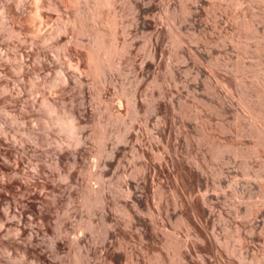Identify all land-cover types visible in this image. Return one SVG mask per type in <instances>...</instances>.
Listing matches in <instances>:
<instances>
[{"label":"rangeland","instance_id":"374dc122","mask_svg":"<svg viewBox=\"0 0 264 264\" xmlns=\"http://www.w3.org/2000/svg\"><path fill=\"white\" fill-rule=\"evenodd\" d=\"M33 7L27 0L0 30V136L10 132L2 149L26 144L22 166L49 172L33 179L40 190L48 175L46 196L13 205L47 260L0 225V264H264V0H113L103 16L116 14L126 49L109 64L53 47L30 53L45 24L70 15L41 7L39 19ZM68 112L80 142L56 123Z\"/></svg>","mask_w":264,"mask_h":264},{"label":"bare ground","instance_id":"6f19581e","mask_svg":"<svg viewBox=\"0 0 264 264\" xmlns=\"http://www.w3.org/2000/svg\"><path fill=\"white\" fill-rule=\"evenodd\" d=\"M27 0H2L0 4V30L8 24V20L11 15H19L24 10V6ZM83 2L86 5V13L82 14L78 11V9L73 12L70 11V6L73 3ZM34 5L33 12L36 18L42 19L41 7L50 8L56 10L57 12L66 11L70 13V15L66 16L67 21L64 24H56L54 26H48L45 24L46 28L44 30L38 31L37 35L31 38L30 44V53L34 54H45L47 47H53L55 51H59L63 49L67 52V54H86V58L89 61H103L107 64L111 61V56L118 52L124 51L126 49V44L119 43L117 38V26L118 20L116 14L113 11H110L108 14V18L104 19V14L102 12V7L111 6L113 4V0H32ZM41 3V4H40ZM84 6V5H83ZM114 6V5H113ZM32 7V6H31ZM76 7V6H75ZM78 7V6H77ZM114 8V7H113ZM73 9V8H72ZM108 9V8H107ZM80 10V9H79ZM106 10V9H105ZM104 10V11H105ZM110 10V9H109ZM117 11V10H116ZM85 12V11H84ZM109 12V11H108ZM118 12V11H117ZM46 13V12H45ZM66 13V14H67ZM107 13V12H106ZM49 14V13H48ZM124 14V13H123ZM54 17V16H53ZM125 17V16H124ZM55 18V17H54ZM57 19V18H56ZM34 20V18H33ZM66 20V18H65ZM31 21V20H29ZM35 22V21H34ZM43 22V21H42ZM38 23L44 25L43 23ZM25 23V22H24ZM32 23V22H31ZM36 24V23H35ZM37 24V25H38ZM52 24V23H51ZM109 25L112 27L111 35L112 39L108 41L106 38V32L104 30L103 25ZM125 25V24H124ZM38 27V26H37ZM36 27V28H37ZM40 27V26H39ZM108 28V27H107ZM120 29V27H118ZM37 30V29H36ZM39 30V29H38ZM109 30V29H108ZM129 30V29H128ZM119 31V30H118ZM37 32V31H36ZM109 32V31H108ZM129 32V31H128ZM119 33V32H118ZM122 33V30H121ZM1 34V33H0ZM110 34V32H109ZM120 34V33H119ZM11 35V34H10ZM9 35V36H10ZM89 35L90 41L85 43L83 41V36ZM26 38V37H24ZM85 39V38H84ZM123 40V39H122ZM86 41V40H85ZM180 41V40H179ZM80 48L82 52H80ZM48 49V48H47ZM48 52V51H47ZM46 52V53H47ZM1 54H10L8 51L2 52ZM24 54V53H21ZM46 56V55H45ZM85 57V55H84ZM73 58V57H72ZM115 58V57H114ZM1 59V58H0ZM82 62V61H81ZM78 63V62H77ZM90 63V62H89ZM93 63V62H92ZM10 64V63H9ZM45 64V63H44ZM101 64V63H100ZM6 65V64H5ZM73 66V65H72ZM86 66V65H85ZM87 67V66H86ZM98 68V67H97ZM95 69V67H94ZM78 70V69H77ZM92 70V69H90ZM96 70V69H95ZM41 71V70H40ZM98 71V70H97ZM69 73V72H68ZM99 73V72H97ZM94 74V73H93ZM24 75V74H23ZM67 75V74H65ZM99 76V75H98ZM73 78V77H72ZM19 79V78H18ZM65 80V76L60 71L59 76H57L54 81H52V85H56L59 80ZM70 79V78H69ZM51 82V81H50ZM39 84V83H38ZM42 84V83H41ZM61 85V84H60ZM10 86V85H9ZM55 89V88H54ZM63 89V88H62ZM19 90V89H18ZM43 90V89H42ZM45 91V90H44ZM55 91V90H54ZM67 96V95H66ZM10 99V98H9ZM25 101V100H24ZM47 102V98H45ZM110 101V100H109ZM126 102V101H125ZM42 103V102H41ZM118 104V103H117ZM111 105V104H110ZM107 105V110L109 113L115 115L117 118H121L120 112H115L113 107ZM117 106V105H116ZM33 107V106H32ZM36 107V106H35ZM77 107V106H76ZM105 107V105H104ZM103 107V109H104ZM121 107V106H120ZM250 107V106H249ZM124 108V107H123ZM126 108V107H125ZM124 108V109H125ZM154 108V107H153ZM26 109V106H25ZM73 109V108H72ZM101 109V108H100ZM120 110V108L118 107ZM117 109V110H118ZM78 110V109H77ZM121 110H123L121 108ZM120 110V111H121ZM248 110V109H247ZM246 110V111H247ZM262 110V109H261ZM15 111V110H14ZM68 111V110H67ZM132 111V110H131ZM251 111V109H250ZM258 111V110H257ZM125 112V111H124ZM261 112V111H260ZM134 113V112H133ZM108 114V113H107ZM245 114V113H244ZM124 114H122L123 116ZM19 116V115H18ZM39 116V115H38ZM157 116V115H156ZM245 116L250 117L248 114ZM251 118V117H250ZM253 118V116H252ZM78 117L74 112L61 113L56 117V123L64 130L74 133L77 135V141L80 142L82 139L80 125L77 121ZM104 122V121H103ZM112 122V121H111ZM129 122V121H128ZM158 122V121H157ZM3 123V122H2ZM50 123V122H49ZM4 124V123H3ZM42 124V123H41ZM27 125V124H26ZM85 126V125H84ZM262 126V125H261ZM31 127V126H29ZM252 127V126H251ZM255 127V126H254ZM258 127V126H257ZM7 128H9L7 126ZM43 128V127H42ZM56 128H58L56 126ZM164 129V128H163ZM257 129V128H256ZM52 130V129H51ZM110 130V129H109ZM136 130V129H135ZM263 131V129H261ZM12 131V130H11ZM25 131V130H24ZM47 132V131H46ZM85 132V131H84ZM95 132V131H94ZM112 132V131H111ZM10 133V132H9ZM9 133L6 131V128L3 132V136H0V183L2 186H5L6 193L5 195L0 194V225H14L15 235H26L25 243L21 246L23 248L24 254L31 255V258H34L39 261L47 260V257L39 251L38 245L36 244V234L37 232L31 227L30 229H26L23 225V213L17 212L14 210L13 205L18 207V202L21 201L22 197L36 193L39 195H45L44 189H50L48 186V175L45 177L47 181L42 182L40 190L37 189L34 179L36 174L40 172L45 173V166L43 163H33V170L27 169L26 165L22 166V161L25 158V154H28L27 146L24 144L23 140L19 139V141L14 145V149H2L1 145L5 144V139L9 138ZM97 133V131H96ZM12 134V133H11ZM50 134V133H49ZM260 134V133H259ZM53 135V134H52ZM157 135V134H156ZM36 136V135H34ZM33 136V137H34ZM87 136V135H86ZM113 136V135H112ZM155 136V135H154ZM260 136V135H259ZM37 137V136H36ZM49 137V136H48ZM67 137V136H66ZM13 138V137H12ZM35 138V137H34ZM41 139V138H39ZM44 139V138H43ZM55 139V138H54ZM34 140V139H33ZM37 140V139H36ZM65 140V139H64ZM106 140V139H105ZM40 142V141H39ZM42 142V141H41ZM135 143V142H134ZM159 143V142H158ZM264 143V142H263ZM37 144V143H36ZM130 144V143H129ZM101 145V144H100ZM47 146V145H46ZM146 146V145H145ZM34 147V146H33ZM50 147V146H49ZM63 147V146H62ZM115 147V146H114ZM152 147V146H151ZM35 148V147H34ZM139 148V147H138ZM145 148V147H144ZM81 149V148H80ZM153 149V148H152ZM35 150V149H34ZM68 150V149H67ZM66 150V151H67ZM143 150V149H142ZM48 151V150H46ZM135 151V150H134ZM141 151V150H140ZM145 151V150H144ZM37 150L35 151V153ZM54 152V151H53ZM60 152V151H59ZM57 152V153H59ZM116 152V151H115ZM147 152V151H146ZM158 152V151H157ZM56 153V154H57ZM38 154V153H37ZM45 153H41L44 155ZM39 155V154H38ZM105 155V154H104ZM29 156V155H28ZM32 156V155H31ZM47 156V155H46ZM58 156V155H57ZM44 156H42L43 158ZM65 157V156H64ZM115 157V156H114ZM41 158V157H40ZM134 158V157H133ZM43 159H46L45 157ZM63 159V154H59L57 157V162ZM78 159V158H77ZM12 160L13 163L9 164L8 161ZM90 160V159H89ZM111 160V158H110ZM115 160V159H114ZM37 161V160H35ZM40 161V160H39ZM68 161V160H67ZM143 161V160H142ZM164 161V160H163ZM97 162V161H96ZM103 162V161H102ZM59 163H56L59 164ZM75 163V162H74ZM78 163V162H77ZM32 164V165H33ZM112 164V163H111ZM55 166V165H54ZM59 166V165H58ZM145 167V166H143ZM163 167V166H162ZM77 168V167H76ZM87 170V169H86ZM95 170V169H94ZM105 170V169H104ZM56 171V170H55ZM75 171V170H74ZM77 172V171H76ZM74 172V173H76ZM49 173V172H47ZM69 173V172H68ZM105 173V172H104ZM146 173V172H145ZM55 174V173H54ZM94 175V174H93ZM145 175V174H144ZM44 176V175H43ZM74 176V175H73ZM69 177H72V174H69ZM75 177V176H74ZM152 177V176H150ZM38 178V177H37ZM88 178V177H87ZM90 178V176H89ZM176 178V177H175ZM34 179V180H33ZM143 179V178H142ZM141 179V180H142ZM17 180L16 184H12V181ZM139 181V180H138ZM11 182L9 185H5ZM150 183V182H149ZM57 184V183H56ZM61 184V183H60ZM65 187V186H64ZM63 187V188H64ZM98 187V186H97ZM96 188V187H95ZM57 189V188H56ZM61 190V189H60ZM99 190V189H98ZM59 191V190H58ZM51 192V191H50ZM57 192V191H56ZM53 193V192H52ZM88 193V192H87ZM86 193V194H87ZM56 194V193H55ZM63 194V193H62ZM70 194V193H69ZM33 195V194H32ZM177 195V194H176ZM2 197L7 202L4 204L1 201ZM57 194L53 195V201L57 200ZM90 199V197H89ZM36 200V199H35ZM89 201V200H88ZM52 202V201H51ZM21 203V202H20ZM39 204V203H38ZM37 204V205H38ZM86 205V204H85ZM89 205V204H88ZM177 207V206H176ZM38 210L42 214L40 217V225L44 230L47 226V216L45 215L46 211L49 209V204H43L38 206ZM54 208V207H53ZM37 209V208H36ZM19 210V209H18ZM21 210V209H20ZM19 210V211H20ZM38 211V212H39ZM56 211V210H55ZM93 211V210H92ZM16 212V213H15ZM39 213V214H40ZM26 214V213H25ZM74 214V213H73ZM50 215V214H49ZM17 216V218H15ZM105 216V215H104ZM33 217V216H32ZM38 217V216H37ZM15 218V219H14ZM49 218V217H48ZM34 219V218H33ZM115 221V220H114ZM107 222V221H106ZM116 224V223H115ZM112 226V225H111ZM8 227V226H7ZM1 234V233H0ZM176 234V233H175ZM45 235V234H44ZM81 235V234H80ZM80 235L74 237L75 241L78 243L80 241ZM58 236V235H57ZM172 237V236H171ZM112 238V237H111ZM41 239V238H40ZM36 241V242H35ZM44 241V240H43ZM47 241V240H46ZM110 242V241H109ZM4 244V243H3ZM49 245V244H48ZM106 245V244H105ZM112 246V244H111ZM48 248V247H47ZM56 248V247H55ZM20 249V248H19ZM109 249V248H108ZM107 249V250H108ZM51 251V250H50ZM115 254V253H114ZM83 255V254H82ZM112 255V254H111ZM104 256V255H103ZM27 257V256H26ZM25 257V258H26ZM104 258V257H103ZM31 260V259H30ZM103 260V259H102ZM24 262V260H23ZM86 262V260H85ZM12 263V262H11ZM49 263V262H47ZM106 263V262H105Z\"/></svg>","mask_w":264,"mask_h":264}]
</instances>
